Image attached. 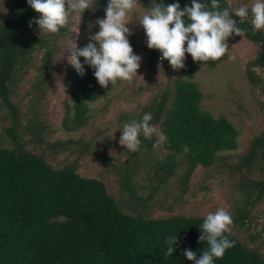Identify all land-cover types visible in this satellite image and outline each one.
I'll list each match as a JSON object with an SVG mask.
<instances>
[{
	"label": "trees",
	"instance_id": "16d2710c",
	"mask_svg": "<svg viewBox=\"0 0 264 264\" xmlns=\"http://www.w3.org/2000/svg\"><path fill=\"white\" fill-rule=\"evenodd\" d=\"M179 3L181 10L191 0H145L150 12L154 3L167 6ZM210 7L211 0H200ZM108 0H91L80 19L83 25L95 18H105ZM246 39L256 46L254 57L244 69L251 94L264 92V30L253 33L252 15L239 24ZM27 0H8V10L0 20V264H194L183 255L184 249L197 257L208 248L199 242L206 215L172 212V204L182 201L196 167L219 165L227 169L236 189L246 200L234 207L231 233L234 241L222 258L213 264H264V239L250 231V212L264 198V128L252 135L245 149L238 148L239 131L225 116H213L201 107L203 94L192 74L183 72L170 78L144 104L132 113H120L121 121H141L152 115L150 124L167 137L154 149L158 138L140 136L137 152H127L125 159L112 154L93 152L95 138L50 140L51 128L38 111L54 77L50 37L37 35L39 18ZM187 19V18H185ZM33 21L32 26L29 22ZM69 33L68 26L54 37ZM79 41L77 47H84ZM40 51L38 61L34 54ZM162 54L147 49L146 66L151 75L164 72ZM184 63L213 68L226 58L207 62L193 61L190 54ZM80 75L69 63L62 83L67 91L63 101L61 128L74 132L90 120V103L100 97L94 69L84 64ZM34 70L25 92L24 104L12 97L22 71ZM264 106V101L261 102ZM64 154L65 162L55 167L50 160ZM88 155L96 156L103 168L116 175L118 197L109 193L100 178L84 177L77 169ZM144 177L146 183L140 184ZM147 193H143L144 189ZM155 194H161L154 198ZM172 197L169 200V197ZM171 211L154 215L157 209ZM234 228H244L241 237ZM234 229V231H233ZM177 236L172 256H166V241Z\"/></svg>",
	"mask_w": 264,
	"mask_h": 264
},
{
	"label": "rangeland",
	"instance_id": "374dc122",
	"mask_svg": "<svg viewBox=\"0 0 264 264\" xmlns=\"http://www.w3.org/2000/svg\"><path fill=\"white\" fill-rule=\"evenodd\" d=\"M143 1L145 0H138V4L132 13L129 14L130 21L126 25L132 31L128 39L133 52L142 58L140 68L137 70V76L131 83L118 80L114 86L109 84L108 88L99 85L100 97L90 103L89 123L74 132H66L61 128L63 101L67 96L62 78L64 70L69 63L67 59L68 48L74 42L73 40L76 43L84 41L87 45L90 35L99 31V25L97 24L99 18H95L88 24L83 25L80 13H72L68 23L69 33L64 36L54 37L50 33H41L39 28L36 30L37 35L48 36L54 41L51 45L54 77L50 80L45 97L38 106L41 118L51 128L49 139L53 141L65 138L82 137L88 139L94 137L93 152H104L105 154H112L120 159H125L128 156V150L126 146L120 145L119 139L122 135L123 126L127 122L121 121L119 114L136 111L166 81L183 72L186 75L191 73L193 80L198 84L203 94L200 103L201 107L213 116L223 115L227 117L239 131L238 148L228 152L233 155L231 160L235 161L236 156L234 155L242 152L252 135L264 128V106L261 104L264 101V92L256 90L257 97L253 96L244 76L245 65L254 57L256 46L245 37L233 33L227 40L229 47L226 52V58L215 67L207 68L205 65H193L189 68L185 63L184 68L173 70L169 61L165 59L161 61L164 72L158 75H151L145 62L148 49L147 38L142 25L138 22L140 16L149 13V10L142 5ZM227 1L233 10L246 6L249 8L250 13L251 5L255 2V0ZM7 10L8 0H0V20ZM78 30L79 33L77 35L76 32ZM93 43L95 42L93 41ZM40 56V51H37L34 54V61H38ZM257 71L264 77V68L257 69ZM33 72L34 70L31 66L22 71L20 79L13 89L12 97L15 101H19L22 104L25 103V92ZM50 162L55 167H58L65 162V155H58L51 159ZM77 171L84 177L102 179L108 192L117 197L119 196L115 173L106 171L96 156H85L80 161ZM139 180L140 184L146 183L144 177ZM188 186V191L183 196L182 201L172 204V212L187 215H207L223 208L231 215L234 207L242 206L246 201L241 191L235 188L227 169L219 165H212L208 168L196 167L190 177ZM147 192L148 189H144L143 193ZM160 196L161 194H155L154 198H159ZM171 198L170 196L169 200ZM171 211L166 208L157 209L154 215H163ZM250 215V231L260 233L261 238L257 242H262L264 239V198L254 205ZM234 229L237 230L239 236H246L244 228Z\"/></svg>",
	"mask_w": 264,
	"mask_h": 264
},
{
	"label": "clouds",
	"instance_id": "9594fccd",
	"mask_svg": "<svg viewBox=\"0 0 264 264\" xmlns=\"http://www.w3.org/2000/svg\"><path fill=\"white\" fill-rule=\"evenodd\" d=\"M27 3L40 14L34 20L40 32L50 34H58L66 28L72 13L82 14L93 8L91 0H27ZM137 4L138 0H108L105 18L97 20L99 31L90 35L89 43L80 48L73 40L67 59L80 75L84 74V65L80 61L83 57L84 64L94 69V76L101 87L114 86L118 80L129 83L134 80L142 58L133 52L128 39L132 31L126 25ZM250 11L253 33L264 30V0H255ZM234 16L239 18V24L243 23L249 16V8H236ZM138 22L146 34L148 48L159 50L162 54L160 60L167 59L173 70L185 67L186 53L193 61L219 60L228 51V38L233 33L244 35L229 8H221L220 0H211L210 7L200 0H191V6L186 5L183 10L178 2L167 6L154 3L150 12L140 16ZM32 23L29 22L30 27ZM76 33L78 35L79 30ZM151 120L152 115L145 113L141 121L126 123L119 139L120 145L126 146L130 152H137L141 135L145 139H152L153 135L158 137L153 144L154 149L167 142V137L150 124ZM232 224L230 213L223 208L208 213L200 226L202 235L198 238L199 242L206 241L208 248L199 257L190 249H184L183 255L194 264H213L214 258H222L227 249L234 247L235 242L226 235L231 233ZM177 243V236L167 239L166 256H172Z\"/></svg>",
	"mask_w": 264,
	"mask_h": 264
}]
</instances>
